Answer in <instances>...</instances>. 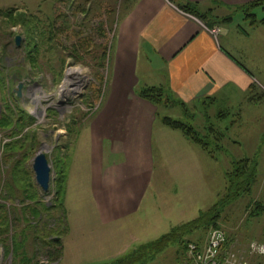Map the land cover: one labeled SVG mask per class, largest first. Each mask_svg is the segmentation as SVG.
I'll list each match as a JSON object with an SVG mask.
<instances>
[{
	"label": "rangeland",
	"instance_id": "374dc122",
	"mask_svg": "<svg viewBox=\"0 0 264 264\" xmlns=\"http://www.w3.org/2000/svg\"><path fill=\"white\" fill-rule=\"evenodd\" d=\"M122 1L119 7L111 5L117 14L105 19L99 12L105 7V4L99 5L100 0H0V206H5L9 213V231L0 237V264H60L56 257L65 235L54 231L62 230V215L57 213L58 209L53 212L59 216L57 222L49 219L44 211L38 218L37 211L43 208L52 211L61 203L66 209L72 157H76L77 173L85 168L87 145L91 140L89 126L109 93L117 37L116 16H122L125 11ZM89 2L92 9L99 8L91 16L86 12ZM258 16L264 19V12L259 11ZM239 19L241 16L235 19L236 23L242 24ZM17 36L23 39L20 47L16 45ZM261 61L264 59L258 63ZM249 63L259 67L256 61ZM71 70L78 71L79 75L70 77ZM257 72L263 82L264 67ZM19 84H22L21 98L16 93ZM254 89L253 94L262 98L260 102L243 106L234 102L230 107L220 104L209 111L212 128L224 133L223 139L203 130L205 119L200 112L179 108L177 101L163 96L161 104L156 106L157 116L192 127L207 136L209 142H219L220 150L215 153L218 162H212L205 153V162L200 165L203 176L197 181L192 197L196 198V205L190 209V198L181 200L176 196L175 189L180 188V183L173 164L166 160L162 149L156 150L155 182L139 217L123 224L128 226L126 229L123 225L118 229L122 237H116L115 231L106 235L101 228L98 239L92 238L98 245L96 249L90 244L76 245L72 247V254L99 262L95 264H111L118 259L121 246L113 245L104 251L110 246L107 244L114 239L116 243H122L123 239L124 244L127 240L133 242L140 233L144 239L153 241L172 227L208 212L225 192L226 173L232 164L250 160L259 164L258 181L251 195L221 212L217 228H203L188 235L183 244L169 247L144 264H195L187 256L185 246L196 243L205 247L213 229H220L226 235L224 259L234 257L236 264H264V211L258 217H251L256 205L264 208V90L258 86ZM220 111L226 112L225 119H217ZM22 117H28L31 124L18 130L16 125H21ZM11 118L13 123L4 124L5 119ZM161 125L157 131L173 132ZM38 153L47 156L52 169L50 193H44L35 179L33 165ZM58 186L62 187L60 197ZM79 188L77 183L75 189ZM11 193L17 197L11 198ZM88 217L90 223V212ZM58 243L61 245L57 246ZM137 246L132 245V249ZM99 247L98 260L95 255Z\"/></svg>",
	"mask_w": 264,
	"mask_h": 264
},
{
	"label": "crops",
	"instance_id": "0c3cea01",
	"mask_svg": "<svg viewBox=\"0 0 264 264\" xmlns=\"http://www.w3.org/2000/svg\"><path fill=\"white\" fill-rule=\"evenodd\" d=\"M119 1L100 0L99 5L105 4L100 10L92 9L89 2L86 12L91 16L99 10L108 19L117 14L116 10H111V5L119 7ZM257 1H122L125 11L122 16H116L117 37L109 93L89 126L91 140L87 145L84 170L79 172L81 174L75 171L76 157L73 156L67 176L68 232L62 241L64 251L60 264L99 263L84 258L85 255L72 254V247L90 244L96 249L98 245L92 242V238L98 239L101 228L106 235L115 231L116 237L123 236L118 229L139 217L154 185L156 150L162 149L166 160L173 164L180 183V188L175 189L176 196L181 200L190 198V209L196 205V198L192 197L197 190V181L203 176L200 165L205 162L206 152L183 133L179 135L177 132L180 131L165 126L164 116H157L159 108L142 100L139 91L163 89L167 99L177 101V107L195 109L196 113L203 115L205 132L214 130L209 116L211 108L220 104L230 107L234 102H240L241 106L260 102L261 96L253 93L256 86L264 90V81L257 76V71L264 67V62L258 63L264 59V23H261L264 19L258 16L259 11L264 12V5L248 12L258 21L254 25L246 13L235 12ZM186 2L197 5L201 14L210 13L219 19L218 23L211 20L214 24L211 28H221L218 39L210 34V27L181 10L180 6ZM240 16L242 24L235 21ZM252 61H256L260 68L251 65L249 62ZM225 115L226 112L221 114L220 111L216 117L222 120ZM159 124L173 132L157 131ZM77 183L80 184L78 190L75 189ZM89 212L92 215L90 223ZM127 227L123 225L124 229ZM143 237L140 233L136 240H127L126 244L124 239L122 243H116L114 239L103 250L118 244L121 246L118 258H121L161 238L152 241ZM129 243L138 246L132 249ZM95 256L98 260L101 257L100 247Z\"/></svg>",
	"mask_w": 264,
	"mask_h": 264
},
{
	"label": "trees",
	"instance_id": "16d2710c",
	"mask_svg": "<svg viewBox=\"0 0 264 264\" xmlns=\"http://www.w3.org/2000/svg\"><path fill=\"white\" fill-rule=\"evenodd\" d=\"M262 5H264V0H259L247 6L240 7L235 12L246 13L247 14L246 16L248 18L249 17L251 18L250 20L251 24L254 25L258 21L254 15L248 14V12ZM180 8L185 13L195 16L196 18H198L201 22H203L205 25H207L210 28L213 27L214 25V24H211L212 23L211 20L214 23L219 22V19L213 18V16L210 13L206 15L201 14L198 11L197 5L195 4L186 2L184 5H181ZM261 23H264V21H262ZM139 96L141 99L151 102L152 104L158 107V105L161 104L163 100L162 97L166 96V94L163 89L149 88V89H144L140 91ZM13 122H14V118L5 119L4 124H7V123L11 124ZM21 122H22L21 125L15 124L18 130L24 129L26 126H29L31 124V120L28 117H22ZM163 123L165 126L183 133L187 138L193 141L196 145L200 146L213 160L218 162V159L216 158L215 153H217L218 150H220V147L218 146L219 142H215V143L209 142L207 141L208 139L207 136L201 135L200 133L196 132L194 128L189 127L181 122L174 121L173 119L169 117H164ZM213 132L215 133V135H218L217 137L221 139L224 138V133L220 131H216V130H213ZM211 148L212 149L214 148V150H212L213 152L210 150ZM258 174H259V164L256 161L243 160L237 163H233L232 168L226 173V182H227L226 190L219 197L220 200L212 209H210L206 213L200 214L196 220H193L189 223L173 228L168 234L164 235L159 240L138 248L137 250L132 252V255L128 254L124 257L118 258L115 261H113L111 264H144V263H147L148 261L157 257L159 254H162L169 247L179 244V243L183 244L185 240L188 239L187 238L188 235H192L193 233H196L197 231L203 228L205 229L211 228V227L217 228V223L220 219L221 212H223L225 209H227L228 207H230L237 201L252 194L253 188L258 181ZM57 189H58L57 194L60 197V192H61L62 187L58 186ZM14 195L16 196V194ZM14 195H12L11 193L10 197L15 198ZM58 207L54 208V210L52 211L50 209L47 210L46 208H43L37 211L38 218L40 217L41 211L46 212L47 215L49 216L48 217L49 219L52 218L53 221H57V222H58L57 218L59 219L58 214H60V216L62 215L61 222H60L62 225L61 227L62 230L58 229L57 231H54V232L62 231V233L66 235L68 232L66 209L64 207V204L62 203L59 204ZM1 209H3L4 211H2L3 216L0 217V237H2L3 233L5 234L6 232L9 231V226L7 222L9 213L5 209V206H0V212H1ZM56 210L58 211L57 212L58 214L53 213ZM262 211H264V208L261 205H256L254 211L251 214V217L260 216ZM64 225H65V229H63ZM227 244L228 243H226V245ZM59 245H61V243H58L57 246ZM186 248L188 247L185 246V250H187ZM59 250L60 251L57 252V257H56L57 261H60L62 258V246L60 247ZM51 255H53V253Z\"/></svg>",
	"mask_w": 264,
	"mask_h": 264
},
{
	"label": "built area",
	"instance_id": "2783aa9c",
	"mask_svg": "<svg viewBox=\"0 0 264 264\" xmlns=\"http://www.w3.org/2000/svg\"><path fill=\"white\" fill-rule=\"evenodd\" d=\"M208 31L216 39L221 34L220 27H214ZM226 243L227 238L225 233L220 229H213L210 233L208 244L205 247L190 244L188 245L186 254L195 264H236L234 257L228 258L227 260L223 258L222 252Z\"/></svg>",
	"mask_w": 264,
	"mask_h": 264
},
{
	"label": "water",
	"instance_id": "95a60500",
	"mask_svg": "<svg viewBox=\"0 0 264 264\" xmlns=\"http://www.w3.org/2000/svg\"><path fill=\"white\" fill-rule=\"evenodd\" d=\"M22 40L23 39L21 36L16 37V45L18 47H20ZM14 81H17V77H14ZM21 89L22 84H19V89L16 91V93L20 98L22 97ZM33 170L38 186L43 190L44 193H49L51 188L52 169L45 154L38 153L34 159Z\"/></svg>",
	"mask_w": 264,
	"mask_h": 264
},
{
	"label": "bare ground",
	"instance_id": "6f19581e",
	"mask_svg": "<svg viewBox=\"0 0 264 264\" xmlns=\"http://www.w3.org/2000/svg\"><path fill=\"white\" fill-rule=\"evenodd\" d=\"M69 75H70V77L71 76H75V75H79V72L78 71H75V70H71L70 72H69ZM70 83V82H69ZM68 87V86H67ZM68 93V92H67Z\"/></svg>",
	"mask_w": 264,
	"mask_h": 264
}]
</instances>
